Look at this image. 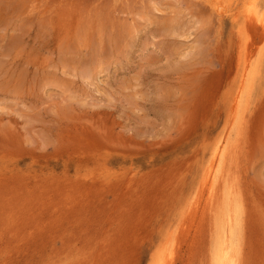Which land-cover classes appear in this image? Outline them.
<instances>
[{
    "label": "rangeland",
    "instance_id": "rangeland-1",
    "mask_svg": "<svg viewBox=\"0 0 264 264\" xmlns=\"http://www.w3.org/2000/svg\"><path fill=\"white\" fill-rule=\"evenodd\" d=\"M250 1L0 0V264H264Z\"/></svg>",
    "mask_w": 264,
    "mask_h": 264
},
{
    "label": "bare ground",
    "instance_id": "bare-ground-1",
    "mask_svg": "<svg viewBox=\"0 0 264 264\" xmlns=\"http://www.w3.org/2000/svg\"><path fill=\"white\" fill-rule=\"evenodd\" d=\"M208 1V0H207ZM222 1V0H221ZM253 1V0H252ZM250 1V2H252ZM215 2V0H214ZM219 2V1H218ZM249 2V3H250ZM247 3V2H246ZM255 3V2H254ZM253 3V5H254ZM257 4V3H256ZM211 5V4H210ZM252 5V7H253ZM213 6H214V3H213ZM244 6V5H243ZM248 6V5H246ZM250 6V4H249ZM255 7V6H254ZM260 7V6H259ZM258 7V8H259ZM245 8V6L243 7ZM257 8V7H256ZM261 8V7H260ZM242 9V8H241ZM246 9V8H245ZM250 10V8H248ZM255 10V8L253 9ZM244 11V10H243ZM259 11V10H258ZM238 12V11H237ZM256 12V11H255ZM239 13V12H238ZM258 13V12H257ZM256 13V14H257ZM249 14V13H247ZM252 14V13H251ZM238 15V14H237ZM241 15V14H240ZM239 15V16H240ZM246 17V16H245ZM255 17H257L255 15ZM248 18V17H247ZM246 20V18H245ZM264 30V29H263ZM263 59V58H262ZM259 60V59H258ZM257 60V61H258ZM245 61V60H244ZM263 61V60H262ZM253 62V61H252ZM256 62V61H255ZM254 62V63H255ZM245 63H248L245 61ZM251 64V67H252V63H249ZM244 65V64H243ZM257 65V64H255ZM260 65V71H261V64ZM249 66V65H248ZM254 66V65H253ZM264 66V65H263ZM239 67H241L239 65ZM250 68V67H249ZM255 68V67H254ZM246 69V68H245ZM240 70V68L238 69ZM257 70V69H256ZM251 71V70H250ZM240 72V71H239ZM238 72V73H239ZM245 72H247L245 70ZM244 72V73H245ZM255 72V70L253 71ZM263 72V71H262ZM248 73H249V70H248ZM257 73V72H256ZM260 73V72H259ZM255 74V73H254ZM253 74V75H254ZM252 75V77H253ZM261 75V73H260ZM242 76V75H241ZM245 76V75H244ZM248 76V75H247ZM257 76V75H256ZM263 76V75H262ZM261 76V77H262ZM259 77V76H258ZM257 77V78H258ZM259 77V78H261ZM243 78V77H242ZM247 78V77H246ZM256 78V79H257ZM253 79V78H252ZM254 79H255V76H254ZM253 79V80H254ZM243 81V80H242ZM252 82V81H250ZM258 82V81H257ZM260 82V81H259ZM264 82V81H263ZM262 82V83H263ZM241 83V81H240ZM243 84V82H242ZM242 84H241V88H242ZM255 84V83H254ZM244 85V84H243ZM246 85V84H245ZM244 85V86H245ZM248 85V84H247ZM250 87V86H249ZM246 88V87H245ZM241 90V89H240ZM247 90V89H246ZM245 91V90H243ZM238 94V92H237ZM236 100V99H235ZM235 102V101H234ZM236 104V103H235ZM233 105V104H232ZM244 108V106H243ZM231 109V108H230ZM235 109V108H234ZM233 110V109H232ZM243 113V112H242ZM236 117V115H235ZM235 119V118H234ZM242 119V118H241ZM242 121V120H241ZM233 122V121H232ZM235 123V122H234ZM242 124V123H241ZM235 125V124H234ZM241 127V126H238V128ZM233 129V128H232ZM229 136V135H228ZM232 137V136H230ZM228 144V143H227ZM211 152V151H210ZM222 154H224V151L223 149H221L220 147H217L216 150H215V154H214V157L215 158H218V156H222ZM215 160V159H214ZM213 163L214 161L210 164L209 168H208V171H207V174H206V179L209 178L212 174V171H213ZM216 165V164H215ZM208 180V179H207ZM230 180V179H229ZM210 181V180H209ZM214 181V180H213ZM225 182V181H224ZM229 194V192L227 193ZM229 200V199H228ZM231 203H228L227 202V206H226V209L223 211L222 215H221V218L219 220V227H218V232H217V236L215 238V241H214V249H213V253H212V264H235L236 262V256H237V253H238V240H237V235L239 234V228H240V216H241V211L239 210L240 207L238 206H234V207H231L230 206ZM165 257V256H164ZM164 262V261H163ZM159 264V263H158Z\"/></svg>",
    "mask_w": 264,
    "mask_h": 264
}]
</instances>
